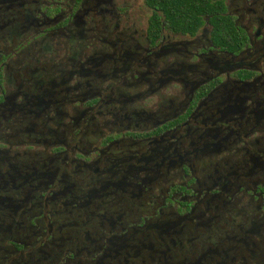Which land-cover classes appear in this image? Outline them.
<instances>
[{
    "label": "flooded vegetation",
    "instance_id": "obj_1",
    "mask_svg": "<svg viewBox=\"0 0 264 264\" xmlns=\"http://www.w3.org/2000/svg\"><path fill=\"white\" fill-rule=\"evenodd\" d=\"M0 264H264V0H0Z\"/></svg>",
    "mask_w": 264,
    "mask_h": 264
}]
</instances>
